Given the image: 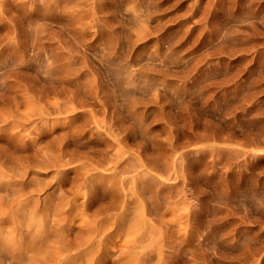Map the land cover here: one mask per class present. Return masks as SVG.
<instances>
[{
  "label": "rangeland",
  "instance_id": "374dc122",
  "mask_svg": "<svg viewBox=\"0 0 264 264\" xmlns=\"http://www.w3.org/2000/svg\"><path fill=\"white\" fill-rule=\"evenodd\" d=\"M0 264H264V0H0Z\"/></svg>",
  "mask_w": 264,
  "mask_h": 264
}]
</instances>
